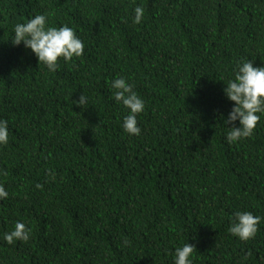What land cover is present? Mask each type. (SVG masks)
I'll list each match as a JSON object with an SVG mask.
<instances>
[{
    "label": "trees",
    "instance_id": "1",
    "mask_svg": "<svg viewBox=\"0 0 264 264\" xmlns=\"http://www.w3.org/2000/svg\"><path fill=\"white\" fill-rule=\"evenodd\" d=\"M45 12L85 46L54 72L11 43ZM246 59L264 66V0H0V264H174L188 242L194 264H264V115L231 144L224 123ZM119 77L145 102L138 136ZM237 211L262 218L254 239L228 231ZM18 220L30 238L8 244Z\"/></svg>",
    "mask_w": 264,
    "mask_h": 264
},
{
    "label": "clouds",
    "instance_id": "2",
    "mask_svg": "<svg viewBox=\"0 0 264 264\" xmlns=\"http://www.w3.org/2000/svg\"><path fill=\"white\" fill-rule=\"evenodd\" d=\"M145 10L137 5L134 8L133 23L140 24ZM49 13H36L26 21L17 22L13 27L11 43L31 49L38 59L39 65L43 64L49 71H56L59 61H71L74 57L84 54V43L76 34L75 29L67 24L52 26L49 23ZM252 59L238 62L234 78L225 84L224 93L227 98L234 102L231 110L224 118L227 127L226 140L228 143L238 142L242 138L251 137L264 115V66H254ZM113 98L122 104L128 111L123 118V130L129 135L138 136L141 128L138 126L137 115L145 110V102L140 95L133 90V85L126 78L119 77L111 81ZM88 98L81 95L77 104L84 106ZM223 118V114H221ZM239 126H236V124ZM9 143V124L5 119H0V146ZM4 175H7L4 172ZM8 192L0 183V200L7 198ZM262 218L250 211H237L228 231L241 241L254 239L258 232V226ZM31 235V228L22 221H16L11 231L3 234V239L8 244L17 241L27 242ZM129 244L124 240V245ZM196 247L191 243H185L175 248L173 256L174 264H194V250Z\"/></svg>",
    "mask_w": 264,
    "mask_h": 264
}]
</instances>
